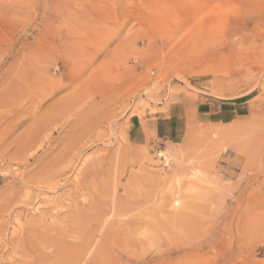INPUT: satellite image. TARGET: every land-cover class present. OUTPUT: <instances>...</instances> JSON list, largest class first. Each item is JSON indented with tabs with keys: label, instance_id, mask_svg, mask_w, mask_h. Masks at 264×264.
Listing matches in <instances>:
<instances>
[{
	"label": "rangeland",
	"instance_id": "rangeland-1",
	"mask_svg": "<svg viewBox=\"0 0 264 264\" xmlns=\"http://www.w3.org/2000/svg\"><path fill=\"white\" fill-rule=\"evenodd\" d=\"M0 11V264H264V0Z\"/></svg>",
	"mask_w": 264,
	"mask_h": 264
},
{
	"label": "bare ground",
	"instance_id": "bare-ground-1",
	"mask_svg": "<svg viewBox=\"0 0 264 264\" xmlns=\"http://www.w3.org/2000/svg\"><path fill=\"white\" fill-rule=\"evenodd\" d=\"M1 12V11H0ZM8 97V96H7ZM12 102V101H11ZM14 103V102H13ZM15 106H17V104L15 105ZM6 107V106H5ZM19 107V106H18ZM12 108V107H11ZM20 108H21V106H20ZM22 109V108H21ZM20 113V112H19ZM15 114V113H14ZM4 115H2V117H3ZM1 117V116H0ZM5 117V116H4ZM4 117H3V119H4ZM33 119V118H32ZM51 119V118H50ZM17 120V119H16ZM32 124H34V123H32ZM43 124V123H42ZM48 126V125H47ZM30 128V127H29ZM34 129V128H33ZM37 131V130H36ZM38 133V132H37ZM39 134V133H38ZM37 137V136H36ZM37 140V139H36ZM31 141V140H30ZM33 141V140H32ZM20 145V144H19ZM36 145V144H35ZM34 145V146H35ZM33 146V147H34ZM30 147V146H29ZM24 149V148H23ZM68 160V159H67ZM64 163V162H63ZM47 167V166H46ZM43 170H45V169H43ZM39 174V173H38ZM43 174V173H42ZM36 177V176H35ZM31 181V180H30ZM29 180H28V182H30ZM35 181V180H34ZM32 182H33V180H32ZM36 182V181H35ZM34 182V183H35ZM31 183V182H30ZM58 183V182H57ZM33 184V183H32ZM50 184V183H49ZM33 185H36V183L35 184H33ZM53 185V184H52ZM37 187V186H36ZM91 198V197H90ZM65 202V201H64ZM69 202V201H68ZM75 205V204H74ZM74 207V206H73ZM76 207V206H75ZM74 207V208H75ZM92 207V206H91ZM104 207V206H103ZM110 207H114L113 209H115V203H111L110 204ZM92 208H94V207H92ZM95 209V208H94ZM81 210V209H80ZM114 211V210H113ZM81 213V212H80ZM80 213L78 214L77 212H76V215L78 216V217H81L80 216ZM73 216V215H72ZM76 217V216H75ZM77 218V217H76ZM94 218H96L94 221H95V223L97 222V225H98V227H102L103 225H101L102 223H100L99 222V219L100 218H98L97 216H95ZM93 219V218H92ZM91 219V220H92ZM66 220V219H65ZM80 220V219H79ZM104 220V219H103ZM105 221V222H104ZM103 221V223H106L107 225L105 226V227H107L108 225L110 226V224L109 223H107V220H104ZM111 221V220H110ZM109 221V222H110ZM95 223H93V225H95ZM77 225V224H76ZM101 225V226H100ZM104 227V228H105ZM91 228V227H90ZM92 228L94 229V227L92 226ZM161 228V227H160ZM97 229V228H96ZM105 230H107L108 231V227L105 229ZM105 230H103V232L102 233H104V231ZM59 231V230H58ZM44 233V232H43ZM100 233V232H99ZM107 233H109V232H107ZM38 234V233H37ZM44 235V234H43ZM102 235V234H101ZM104 235H105V233H104ZM112 235H113V233H112ZM46 236H47V234H46ZM106 237V236H105ZM107 237H109L108 235H107ZM125 237V236H124ZM129 237V236H128ZM49 238V237H48ZM113 238V237H112ZM111 238V239H112ZM133 238V237H132ZM97 240V239H96ZM101 240V239H100ZM104 240V239H103ZM114 240V239H113ZM28 241V240H27ZM49 241V240H48ZM46 242V241H45ZM117 242H118V240H117ZM122 243V242H121ZM121 243H119V245H121ZM82 244V243H81ZM137 244V243H136ZM140 244V243H139ZM102 245V244H101ZM101 245H99L98 247H97V249L94 251L95 253H94V255L97 253V252H99L100 250L102 251L103 249H105V244L103 245V247L101 246ZM118 245V244H117ZM130 245V244H129ZM73 247H75V245H71V246H62V250H61V254H59L58 252L59 251H57V253H55L56 254V256H54V258H55V260H57L58 262H60V264H82V261H83V259L81 258V257H79V253H81L82 252V250H83V247L81 248L80 247V249H79V247H77L78 249H74ZM136 247V246H135ZM102 248V249H101ZM57 250V249H56ZM106 250H108L107 249V247H106ZM109 250H110V248H109ZM103 253H105L106 251H102ZM102 252H100V254L102 253ZM109 252V251H108ZM108 252H106L105 254H106V256H109L110 257V255L108 254L107 255V253ZM111 252V251H110ZM35 253V252H34ZM112 254V253H111ZM97 255V254H96ZM102 255V254H101ZM104 255V254H103ZM113 255V254H112ZM33 256H35V254L33 255ZM100 257V256H99ZM104 257H105V255H104ZM97 258V257H96ZM107 258V257H106ZM85 259V258H84ZM115 259V258H114ZM107 260V259H106ZM111 260H113L112 258H111ZM95 261V260H94ZM84 262V261H83ZM115 262V261H114ZM117 263V262H116Z\"/></svg>",
	"mask_w": 264,
	"mask_h": 264
},
{
	"label": "crops",
	"instance_id": "crops-1",
	"mask_svg": "<svg viewBox=\"0 0 264 264\" xmlns=\"http://www.w3.org/2000/svg\"><path fill=\"white\" fill-rule=\"evenodd\" d=\"M203 107L199 109V113L206 114L207 120L211 124H219L225 120L226 111L223 109V102L217 104L214 99L206 98L200 103ZM218 107V109H217ZM155 133L156 136L162 138L166 133V122L158 118V121L155 124Z\"/></svg>",
	"mask_w": 264,
	"mask_h": 264
}]
</instances>
